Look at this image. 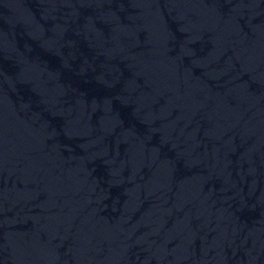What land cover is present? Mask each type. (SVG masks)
Masks as SVG:
<instances>
[{
    "label": "water",
    "instance_id": "1",
    "mask_svg": "<svg viewBox=\"0 0 264 264\" xmlns=\"http://www.w3.org/2000/svg\"><path fill=\"white\" fill-rule=\"evenodd\" d=\"M0 264H264V0H0Z\"/></svg>",
    "mask_w": 264,
    "mask_h": 264
}]
</instances>
